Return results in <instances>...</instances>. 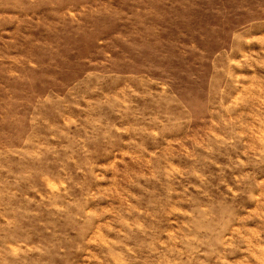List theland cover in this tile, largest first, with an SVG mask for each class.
Here are the masks:
<instances>
[{
	"label": "rangeland",
	"instance_id": "rangeland-1",
	"mask_svg": "<svg viewBox=\"0 0 264 264\" xmlns=\"http://www.w3.org/2000/svg\"><path fill=\"white\" fill-rule=\"evenodd\" d=\"M0 264H264V0H0Z\"/></svg>",
	"mask_w": 264,
	"mask_h": 264
}]
</instances>
